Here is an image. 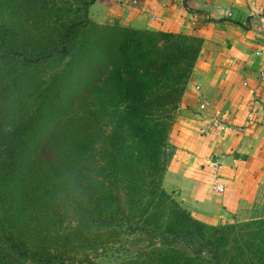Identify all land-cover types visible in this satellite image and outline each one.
Returning a JSON list of instances; mask_svg holds the SVG:
<instances>
[{"label":"trees","instance_id":"16d2710c","mask_svg":"<svg viewBox=\"0 0 264 264\" xmlns=\"http://www.w3.org/2000/svg\"><path fill=\"white\" fill-rule=\"evenodd\" d=\"M94 1L0 0L8 10L0 17V264H62L59 247L74 252L71 241L80 264H96L89 254L112 247L135 250L146 264H264V218L207 226L161 186L200 41L94 23ZM73 112L65 121L72 127H61ZM46 151L60 171L48 165L40 178L65 180L75 216L53 241L37 225L22 232L10 210L31 160L40 165ZM14 214L18 223L22 212ZM23 234L41 236L44 246Z\"/></svg>","mask_w":264,"mask_h":264},{"label":"crops","instance_id":"0c3cea01","mask_svg":"<svg viewBox=\"0 0 264 264\" xmlns=\"http://www.w3.org/2000/svg\"><path fill=\"white\" fill-rule=\"evenodd\" d=\"M88 17L97 24L200 41L168 136L177 149L161 186L203 224L242 214L246 184L264 179V81L259 76L264 62L255 55L264 49V0H95ZM256 99L260 103L252 106ZM202 102L206 107L199 110ZM211 118L233 129L210 132ZM206 162L220 169L223 194L210 190L212 176L209 187L203 180L200 169Z\"/></svg>","mask_w":264,"mask_h":264},{"label":"rangeland","instance_id":"374dc122","mask_svg":"<svg viewBox=\"0 0 264 264\" xmlns=\"http://www.w3.org/2000/svg\"><path fill=\"white\" fill-rule=\"evenodd\" d=\"M52 1L48 2V5L51 6ZM8 13V10H0V17L4 18L5 14ZM87 16H88V9H87ZM89 18V17H88ZM90 20V19H89ZM20 21V20H19ZM91 21V20H90ZM24 20H22L23 24ZM1 23V20H0ZM20 24V23H19ZM4 29L2 24H0V30ZM1 33V32H0ZM81 115L78 116L80 118ZM74 118V112L69 113V115L64 118L61 122V127H72V121L65 122L68 119ZM176 118V113H175ZM174 118V121H175ZM174 123V122H173ZM64 124V125H63ZM173 125V124H172ZM177 145V144H175ZM174 144L167 143V151L170 155V158L173 156L174 151L177 149ZM66 148V144L62 145V150ZM175 149V150H174ZM2 150L0 148V156ZM46 157L43 160V162L38 165L37 162L40 160L38 159L36 162L34 160H31L30 162V172L27 177V181L25 186L21 190V194H16L15 202L13 206L11 207L12 215H11V221L13 224H15L17 227L20 226V230L24 232L26 230V227L37 225L36 227H40L42 229H47L51 234L47 237H52V241L58 240L56 237V232L59 231L62 232H68V229L74 224L75 216L72 211V206L70 203L68 190L65 186V180L60 179L58 183H55V179H44L45 177V170H47L48 165L51 166V168L54 170L52 172L55 176V172L60 171L59 164L56 165L55 159L53 155L46 151ZM36 166L34 170H32V166ZM212 163L206 162L203 163L201 166L200 172L204 176V179L206 181L207 187L209 182V177L212 176ZM88 168V167H87ZM220 169L216 168V173L218 174V178L221 176ZM210 175V176H209ZM40 181H39V178ZM31 183V184H30ZM248 183V182H247ZM39 188V198L36 199L33 194H31V191L37 187ZM247 188L246 191H248L249 195H245L244 201L242 203V214L236 215L237 217H232L231 219L226 221L225 223H219L217 225H208L211 227H222L226 225L236 224L240 222L255 220L264 218V179L260 180H254L250 183L246 184ZM27 187V188H26ZM255 187V190H253ZM252 193V194H250ZM167 194V193H166ZM43 195V197H42ZM169 195V194H167ZM169 197L174 200V195H169ZM177 203V202H176ZM178 204V203H177ZM22 212L23 217L21 218V214L18 216V223L15 222L14 218V211ZM83 211L84 215L89 216V214H92L90 206H89V200L86 199L83 201ZM188 213V212H187ZM189 214V213H188ZM23 220L22 222H20ZM46 225V226H45ZM93 227V226H92ZM22 237H32L35 240V243H41L42 246L44 241L41 236H33V234L26 235L23 234ZM80 239V237H78ZM72 243V251L69 250V244L63 243L59 247V252L62 253V264H80V261H83V254L81 252V249L79 247L78 242ZM15 258V256H14ZM89 258L91 261H93L96 264H129V260L135 261L137 259L136 263L134 264H146L143 263L146 261L145 258L139 257V253H135V250H132L131 252L126 251H119L117 248H107L105 252H101L100 250L96 251L95 253H90ZM151 264V263H149ZM153 264V263H152ZM154 264H158V262L155 261Z\"/></svg>","mask_w":264,"mask_h":264},{"label":"built area","instance_id":"2783aa9c","mask_svg":"<svg viewBox=\"0 0 264 264\" xmlns=\"http://www.w3.org/2000/svg\"><path fill=\"white\" fill-rule=\"evenodd\" d=\"M132 5H137V3L135 1L132 2ZM228 17L230 16L229 14L227 15ZM196 22V17L195 15L192 16V20L190 21V24L193 26L195 25ZM255 55H258L259 57H261V59L264 62V49L261 50L260 52H257ZM260 80L264 81V64H263V68L262 71L260 72ZM197 89V87H196ZM260 102L258 101V99L254 100L252 103V106L258 105ZM262 104H264V101L262 102ZM206 107L205 103H199L198 108L199 110H204ZM248 118H250V113L248 115ZM209 126H210V132H215V131H231L233 128L230 126H227L224 121L220 118H211L209 120ZM209 128V127H208ZM209 133V132H208ZM212 177H211V186H210V190L215 193V194H223L224 190H225V186L223 184H221L219 182L218 179V174L216 173V165L212 164Z\"/></svg>","mask_w":264,"mask_h":264},{"label":"water","instance_id":"95a60500","mask_svg":"<svg viewBox=\"0 0 264 264\" xmlns=\"http://www.w3.org/2000/svg\"><path fill=\"white\" fill-rule=\"evenodd\" d=\"M211 163V162H210Z\"/></svg>","mask_w":264,"mask_h":264}]
</instances>
